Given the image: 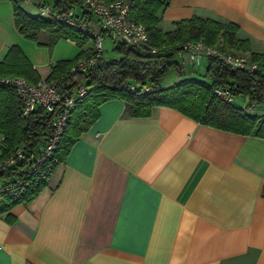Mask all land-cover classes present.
Masks as SVG:
<instances>
[{
  "label": "crops",
  "instance_id": "1",
  "mask_svg": "<svg viewBox=\"0 0 264 264\" xmlns=\"http://www.w3.org/2000/svg\"><path fill=\"white\" fill-rule=\"evenodd\" d=\"M41 1L20 5L35 15ZM193 15L236 22L264 52V0H170L160 25ZM14 44L42 79L82 49L51 48L45 30L27 38L0 0V60ZM99 113L42 189L0 217V264H264V137L169 106L132 116L119 98Z\"/></svg>",
  "mask_w": 264,
  "mask_h": 264
},
{
  "label": "trees",
  "instance_id": "2",
  "mask_svg": "<svg viewBox=\"0 0 264 264\" xmlns=\"http://www.w3.org/2000/svg\"><path fill=\"white\" fill-rule=\"evenodd\" d=\"M54 1L59 3L60 0ZM13 2L15 22L27 38L37 40L39 33L45 30L51 48L60 38H70L82 47L75 57L53 62L44 78L57 81L63 97L75 98L55 149L59 162L66 158L72 145L99 117V105L111 98L127 101L132 116H147L155 106H169L203 124L264 137V112L257 115L248 111L249 105L264 102V52L251 49L250 40L239 35L240 26L236 22L193 15L174 21L171 29L164 30L160 22L170 0H130V16L146 25L149 41L143 49L125 41L114 42L119 56L109 58L103 52L97 53L93 44L85 47L92 35L75 26L30 14L21 7L20 1ZM195 41L244 56L257 67L253 70L232 68L218 57H209L199 76L191 75L185 62L177 55L185 43ZM84 57L95 58L90 71L85 74L72 70ZM172 68L179 78L164 86L163 79ZM3 76H21L33 84L42 79L17 44L10 46L0 60V77ZM82 85L87 87V92L79 97L78 90ZM214 87L228 89L233 100L218 96ZM239 98L247 103L238 104L236 99ZM52 116L53 113L42 107L28 116L23 115L22 100L17 92L0 83V131L4 135L0 159L16 146L25 145L23 156L9 168L0 170V182L12 181L25 172L31 157L47 139ZM45 183L19 199L2 195L0 217L16 203L32 199Z\"/></svg>",
  "mask_w": 264,
  "mask_h": 264
},
{
  "label": "built area",
  "instance_id": "3",
  "mask_svg": "<svg viewBox=\"0 0 264 264\" xmlns=\"http://www.w3.org/2000/svg\"><path fill=\"white\" fill-rule=\"evenodd\" d=\"M28 2L30 0H18ZM130 0H42L38 4V15L58 22L75 26L92 35L93 47L97 53L104 50L103 38L108 34L114 42L125 41L137 49H143L149 41V33L144 23L130 16ZM153 51L155 49H152ZM209 57H218L232 68L253 70L256 63L249 62L246 57L233 52L221 51L215 46L206 45L203 41L187 42L178 52L179 60L190 62V70H198L203 63L207 65ZM94 57L79 59L72 70L87 74L93 64ZM0 83L13 88L22 100V113L31 114L37 108H44L53 113L45 143L30 159L25 172L14 180L0 182V197L7 195L19 199L29 191L40 187L47 181L50 174L59 163L55 149L64 132L70 117V111L75 104L74 97H63L59 92L57 81L41 79L36 84L21 76L0 77ZM214 92L221 98L232 101L230 91L223 87H214ZM87 87L82 85L78 96L86 94ZM4 135L0 131V146ZM25 145L20 144L0 159V170L12 166L23 156Z\"/></svg>",
  "mask_w": 264,
  "mask_h": 264
},
{
  "label": "rangeland",
  "instance_id": "4",
  "mask_svg": "<svg viewBox=\"0 0 264 264\" xmlns=\"http://www.w3.org/2000/svg\"><path fill=\"white\" fill-rule=\"evenodd\" d=\"M30 10L34 11L33 8H30ZM162 26H163V28L167 29V28L170 27V24H169V22H163ZM87 44H89V45L91 44L92 45L93 44V40L92 39L89 40V42ZM103 46H104L103 53L105 54L106 57L114 58V57H118L119 56L118 52L114 49V41L111 39V37L108 34L104 35ZM185 65H186V67L188 69L189 74L199 76V72H201L202 68L198 69L197 71L190 70L191 64H190L189 61H187V63H185ZM203 66L204 65H202V67ZM203 68H205V66ZM178 78L179 77L176 74V71L172 68L165 75V77L163 79V85L164 86H168V85L172 84L173 82H175L176 80H178ZM236 102L238 104H243V100L242 99H236ZM258 108L262 109L264 111V102L262 104H259Z\"/></svg>",
  "mask_w": 264,
  "mask_h": 264
}]
</instances>
